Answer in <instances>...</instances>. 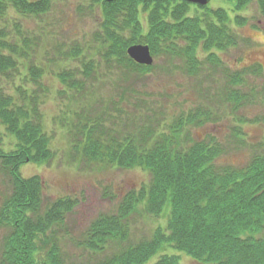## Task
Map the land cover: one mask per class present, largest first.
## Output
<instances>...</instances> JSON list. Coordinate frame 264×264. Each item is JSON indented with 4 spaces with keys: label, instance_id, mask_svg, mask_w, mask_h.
Returning a JSON list of instances; mask_svg holds the SVG:
<instances>
[{
    "label": "trees",
    "instance_id": "trees-1",
    "mask_svg": "<svg viewBox=\"0 0 264 264\" xmlns=\"http://www.w3.org/2000/svg\"><path fill=\"white\" fill-rule=\"evenodd\" d=\"M56 1L0 0V129L6 132L0 137V167L12 186L0 209V223L10 228L0 264H147L168 246L200 264H264V137L252 146L248 163L235 166L222 158L232 147L246 146L243 127L193 134L221 119L209 95L203 94L205 104L171 115L163 101L170 95L157 90L117 83L115 94H99L108 85L100 79L103 67L106 74L129 77H143L154 68L136 64L127 54L133 45H146L154 56L182 61L192 78L203 73L214 83L222 75V106L248 105L261 92L256 86L247 90V77H260L262 66L233 70L219 54L245 41L239 29L246 19L239 14L252 0H224L227 8L213 10L175 0H91L99 8L94 45L53 46L58 58L50 62L62 59L57 98L63 107L68 101L81 108L69 113L72 120L59 119L68 129L71 149L87 164L142 168L152 177L149 185L128 193L115 213L100 216L73 238L79 251L74 255L63 250L60 236L64 230L70 235L76 200L48 202L40 178L20 173L29 163L51 164L56 155L42 109L50 95L48 66L45 57L40 59L41 40L25 27L50 14ZM257 3L264 11V0ZM44 53L50 56L49 50ZM140 205L157 218L167 206L170 212L165 230L136 243L129 227ZM162 255L155 264H179L178 255Z\"/></svg>",
    "mask_w": 264,
    "mask_h": 264
},
{
    "label": "rangeland",
    "instance_id": "rangeland-1",
    "mask_svg": "<svg viewBox=\"0 0 264 264\" xmlns=\"http://www.w3.org/2000/svg\"><path fill=\"white\" fill-rule=\"evenodd\" d=\"M91 0H57L51 13L41 17L39 20H31L24 25L34 32L35 36L41 40L39 47L40 59L45 57L48 71L45 82L50 95L46 99L42 109L45 115V130L51 136V147L55 151V159L51 164L41 165L29 163L22 166L20 173L24 178L38 177L45 186V198L48 202H53L60 198L75 199L77 206L68 220V232H61L63 250L74 255L79 251L72 243L73 238H80L89 226L100 216L113 214L117 211L120 202L130 192H138L151 182V174L142 168L121 169L105 165H91L81 161L73 151L69 142L67 128L59 121L62 117L72 120L70 112L75 113L79 109L75 103L63 102L64 107L57 98L56 92L60 89V83L56 77L59 62H50L58 58L53 53V46L60 43L72 44L79 42V47L94 45L93 32L98 27L99 12L97 6H92ZM258 0H252L251 4L240 16L246 19V25L239 29L242 33V43L225 53H220L222 61L233 70L247 69L258 63L262 66L263 72L260 77H247V90L250 86H256L261 92V96L249 101L246 106L235 108V104L221 105V96L224 92V78L216 76V82H208L205 75L200 73L198 78L187 75L183 63L177 59L166 56H154V68L143 77L133 75L131 77L122 73L106 74L103 67L100 72V79L103 86L99 94L109 97L117 91V83L123 87L134 86L139 91L149 93V90H157L160 94L170 95L171 100L163 99L167 104L171 115L177 114L183 109H188L198 104H205L204 95H209L214 103L213 109L217 110V115L221 118L216 124L208 123L206 129L193 131L195 137H202L207 132L230 133V129L243 127L246 134V146L243 148L232 147L224 156L223 161L235 166H243L248 163L252 156V146L264 137V11L258 6ZM227 8L224 0H212L210 9ZM81 11V12H79ZM144 29L147 30L146 15H141ZM50 51V56H45V50ZM43 56V57H42ZM48 57V58H46ZM183 69V70H182ZM205 68L207 76H212ZM223 80V81H222ZM210 81V80H209ZM212 81V79H211ZM116 82V83H115ZM147 87V90H146ZM202 94V95H201ZM68 105L70 110H66ZM81 112V111H80ZM66 113V114H65ZM226 115L227 119L224 118ZM236 120V121H235ZM65 124V123H64ZM6 135L0 129V137ZM6 139V137H5ZM7 141V139H6ZM5 141V143H6ZM4 173L0 167V209L6 199L11 196L12 186L10 177ZM169 206L165 208L160 218L148 215L144 210V205H140L136 213L130 219V239L136 243L144 239H153L157 229L165 230L168 225ZM10 234V228L0 223V259L3 245ZM162 254L169 256L178 255L179 264H200L187 255L179 253L168 246L163 252H159L147 264H155Z\"/></svg>",
    "mask_w": 264,
    "mask_h": 264
},
{
    "label": "water",
    "instance_id": "water-1",
    "mask_svg": "<svg viewBox=\"0 0 264 264\" xmlns=\"http://www.w3.org/2000/svg\"><path fill=\"white\" fill-rule=\"evenodd\" d=\"M107 3H113L115 0H104ZM144 2H160V1H172V0H142ZM185 2L191 5H197L199 7H207L212 0H175ZM127 54L131 60L136 64L145 67H151L155 64L154 57L151 49L146 45H133L127 50Z\"/></svg>",
    "mask_w": 264,
    "mask_h": 264
}]
</instances>
